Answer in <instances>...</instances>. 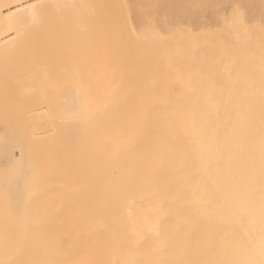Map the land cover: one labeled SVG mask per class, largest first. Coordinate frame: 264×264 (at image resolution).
Segmentation results:
<instances>
[{
    "label": "bare ground",
    "instance_id": "bare-ground-1",
    "mask_svg": "<svg viewBox=\"0 0 264 264\" xmlns=\"http://www.w3.org/2000/svg\"><path fill=\"white\" fill-rule=\"evenodd\" d=\"M4 1L0 60L39 54L49 63L58 52L74 53L63 63L78 66L72 74L80 81L74 88L63 83L56 107L67 128L75 126L72 142L77 150L84 146V163L73 171L71 164L66 183L52 170L49 179L42 170L32 174L35 181L23 168L31 180H23L25 190L33 189L24 200L16 197L23 205L10 208L9 225L0 228V264H264V50L252 45L248 52L239 6L233 0ZM31 56V64L38 61ZM55 58L61 64L52 59L50 66L62 65V56ZM46 101L35 103L42 114ZM48 133L43 125L38 138ZM7 141L0 135L1 167L17 160ZM18 151L29 160L30 152Z\"/></svg>",
    "mask_w": 264,
    "mask_h": 264
},
{
    "label": "rangeland",
    "instance_id": "rangeland-1",
    "mask_svg": "<svg viewBox=\"0 0 264 264\" xmlns=\"http://www.w3.org/2000/svg\"><path fill=\"white\" fill-rule=\"evenodd\" d=\"M4 0H0V7H1V5H2V2H3ZM6 1H8V0H6ZM258 1H260V0H258ZM257 0H233V2H232V6L233 7H235L236 6V4L239 6V8L241 9V12L244 14L243 15V18H245L246 19V21L248 22V29L249 30H247L248 32V35L249 36H247V39H248V46L247 47H249V49H248V52H251L255 47H260V49L262 50H264V0H261L260 2H258ZM263 1V2H262ZM5 2V1H4ZM241 6V7H240ZM62 8V7H61ZM61 10V9H60ZM58 12V14L57 15H60L61 13H59V12H62V10L61 11H57ZM246 13V14H245ZM57 15H56V17H57ZM246 15H247V17H246ZM256 30V31H255ZM255 32V33H254ZM250 33V34H249ZM255 36H254V35ZM254 37V39L255 40H253V37ZM252 37V38H251ZM250 39H252L251 41H250ZM251 42V43H250ZM254 42V43H253ZM253 43V44H252ZM246 44H247V42H246ZM252 45H254L255 47H253ZM250 46H252L253 47V49L250 47ZM47 52V54H48V56L50 55V53L52 52H49L48 53V51H46ZM39 53V52H38ZM55 53V52H54ZM59 54H57L56 53V56H54V55H51V56H53V57H51L50 56V58L49 59H51L50 61L51 62H49V63H53V60L52 59H54V61H55V59H56V61H57V59L58 58H55V57H57V55H58V57H61L62 56V60H64V61H62V65H64L65 66V68H64V66L62 67V65H54V66H56V67H52V66H50L51 64H49V63H47V58H46V55L45 56H41L40 57V55L38 54V56H39V58H42L41 59V61L43 60V58L45 57L46 58V61H45V59L43 60V62L44 63H42V62H39L40 61V59L38 58V56H36L37 54H30V55H28V58L29 59H27V54H26V58H24V55H15L14 54V56H16L17 57V59L19 58V62L22 60V58H24L20 63H22V64H20L18 61L17 62H13L12 61V64H11V61H8V63H7V61L5 60L4 62L2 61L3 59H1L0 60V72H2L1 73V75H0V135L1 136H3L4 137V139H6V141H7V139H10L9 137H11L12 139V141H11V144H9L10 142H8V144H9V146L10 145H12L13 146V148H14V154H15V156H16V158H17V160H15V162L13 163V161L12 162H10V163H6V166L5 167H1L0 166V214H2V216L0 215V228H5L7 225H9V217L11 218V215H9V214H12V213H10V208H12L13 209V211H16L17 209H20V207H21V204L23 205V201H21V200H24V198L22 197V194H23V196L25 195V193L28 195V190H32L33 189V186L31 185V187H32V189H29V187H27L28 188V190H27V192H26V190H25V188H26V186H27V184L26 183H28L29 181H31V180H29L28 179V182H26V180L24 179V178H26L27 177V175L24 177V174H23V176H22V173H23V170H25V169H23V168H30V170L32 171L33 170V172H31V171H29L28 170V168H27V170L30 172V174H31V179H33L32 178V176L34 175L35 176V174L36 173H38V171H40V170H42V171H44L45 172V174H46V172H47V174L45 175H43L44 177L43 178H46V177H48L47 175H49L50 173H52V174H54L55 176L56 175H61V176H63V174H64V176H66V175H68V173H69V171H70V169L72 168V170L71 171H73V168H74V170L75 169H78L79 168V166L77 167V165L78 164H82V163H84V154H82V152L84 151V146H81V148L79 149V150H77L76 149V147H75V143H76V141H73L72 142V140L73 139H75V138H73V137H75L74 136V134H75V126L73 125L72 127L74 128V129H72V127H70L69 129L67 128L68 126H69V124H70V122L69 123H67L66 122V124H68V126H66V124H65V122H63L62 121V118H60L61 117V113L60 112H62V107L61 106H59L58 105V107H56L57 106V101H58V104H60V105H62L60 102L62 101V92H63V88H62V86H63V83L64 82H66V83H64V87L66 86L65 84H69L68 86H71V87H69V88H74V87H72V84L74 85L75 83H76V80L79 82L80 80H78V79H80V78H78L77 77V74H76V77L77 78H75V73H76V71L78 72V70L76 69V67H78V66H76L75 67V65H74V67H71V66H73L72 65V63H69L68 64V62L70 61V57L68 56L70 53H73V52H71L70 51V53H64L63 54V52L62 53H60V52H58ZM40 54H41V52H40ZM42 54H46L45 52H42ZM51 54H53V52L51 53ZM74 54V53H73ZM73 54H71L72 55V58L73 57H75ZM81 54V53H80ZM85 54V53H84ZM84 54H83V56H84ZM12 55V54H11ZM32 55V56H31ZM60 55V56H59ZM0 56H3V55H0ZM5 56V55H4ZM7 56H9V57H13V55L12 56H10L9 54H7ZM29 56H31V57H35V60H38V61H34L33 62V64L36 62L37 63V65H39V63H40V65H41V67L39 66H36V63L34 64L35 65V67L36 68H34V65L33 64H31V62L32 61H30V57ZM65 56H68L69 58H66ZM79 56H81V55H79ZM16 57H15V60L14 61H16ZM64 57V58H63ZM82 57V56H81ZM80 57V58H81ZM85 57V56H84ZM14 58V57H13ZM37 58V59H36ZM65 58L66 59H69V61L68 60H66V63L64 64L63 62H65ZM78 58L79 57H77L76 58V60H78ZM83 58V57H82ZM29 60V62L27 61V60ZM32 59H34V58H31V60ZM59 59H61V58H59ZM58 59V60H59ZM74 59V58H73ZM85 59V58H84ZM72 60V59H71ZM49 61V60H48ZM55 61V62H56ZM74 61V60H73ZM73 61H71V62H73ZM2 62V63H1ZM39 62V63H38ZM59 62H61V60H59L58 61V63ZM80 61H78L77 63H79ZM81 62H83V61H81ZM32 66V68L30 67V65ZM46 63V65H44ZM57 63V62H56ZM76 63V62H75ZM84 63H85V61H84ZM6 66H5V65ZM24 64L26 65H28L26 68H24ZM43 64V65H42ZM47 64H48V68H47ZM55 64V63H54ZM59 64H61V63H59ZM66 64H68L69 65V67L68 68H66ZM81 64V63H80ZM18 65V66H17ZM79 65V64H78ZM82 65V64H81ZM80 65V66H81ZM10 66V67H9ZM50 67V68H49ZM43 68H44V70H43ZM63 68V69H62ZM7 69V70H6ZM23 69H28V70H23ZM34 70L33 72H32V70ZM41 69V70H40ZM52 69V70H51ZM58 69V70H57ZM60 69V70H59ZM61 69L62 70H64L66 73H68V71H66V70H69V73L71 74H68V75H65V73L63 72V71H61ZM71 69V70H70ZM73 69H74V71H73ZM3 70H4V72H3ZM50 70V71H49ZM12 71V72H11ZM16 71H18V72H16ZM36 71V72H35ZM40 71V72H39ZM9 72V75H4V73L5 74H7ZM11 72V73H10ZM25 72H27V74H25V75H23ZM37 72H39V73H37ZM45 72V73H44ZM54 72V73H53ZM62 72V73H61ZM72 72H75V73H73L72 74ZM16 73H18V74H16ZM29 73H32V74H30L29 75ZM49 73V74H48ZM52 73V74H51ZM59 73H61V76L60 75H58ZM64 73V74H63ZM3 74V75H2ZM45 74V75H44ZM55 74V75H54ZM27 75V76H26ZM37 75H39V77L37 76ZM43 75V76H42ZM47 75H48V77H47ZM52 75H54V76H51ZM58 75V76H57ZM63 75H64V77H70V80H68V81H66L65 79H63ZM8 76H9V78H8ZM15 76L17 77H20V78H16V80H14L15 79ZM22 76V77H21ZM23 76H25V77H23ZM45 76H46V79H45ZM74 76V77H73ZM7 77V78H6ZM28 77H30V78H28ZM59 77H62V78H60L59 79ZM6 78V79H5ZM22 78H24V80L22 79ZM25 78H27L26 80H25ZM33 78V79H32ZM42 78H43V80L44 81H42ZM75 78V82H74V79ZM19 79H21L24 83H22L21 82V80H19ZM51 79H52V81H51ZM53 79H55V80H53ZM57 79V80H56ZM66 79H69V78H66ZM13 80V82H11ZM29 80V81H28ZM31 80V81H30ZM73 80V82H70V81H72ZM81 80H83L82 78H81ZM14 81H15V83H16V81H17V83L16 84H18L19 83V85H20V83H22L20 86L21 87H19V85H17L16 86V84L14 83ZM27 83H26V82ZM40 81V82H39ZM49 81V82H48ZM57 81H59V83L57 82ZM10 82V83H9ZM29 82H31V83H29ZM51 82V83H50ZM61 82V83H60ZM28 84L30 87L31 86H33V87H31L30 89H29V86L27 85L26 86V84ZM54 83V84H53ZM72 83V84H71ZM11 84V85H10ZM13 84V85H12ZM25 84V85H24ZM35 84V85H34ZM45 85V86H43V85ZM51 84H52V86H51ZM71 84V85H70ZM47 85V86H46ZM40 86V87H39ZM43 86V87H42ZM57 86H59V87H57ZM75 86V85H74ZM9 87V88H8ZM26 87V88H25ZM34 87H36V88H34ZM57 87V88H56ZM32 88L34 89V90H32ZM37 88H38V91H40V89H41V91L40 92H38L37 91ZM49 88H51V89H49ZM56 88V89H55ZM11 89V90H10ZM20 89V90H19ZM23 91H22V90ZM26 89H29V90H27V91H25ZM36 89V90H35ZM46 89H48V91H46ZM10 90V91H9ZM21 91V92H19V91ZM51 90H53V92H54V95H52L53 93H52V91ZM55 90V91H54ZM19 93H18V92ZM25 91V92H24ZM30 91L31 92H35V94H34V92L31 94L30 93ZM45 91H46V93H45ZM50 91V93L51 94H47L48 92ZM24 92V93H23ZM8 93H9V95H8ZM11 93V94H10ZM23 93V94H22ZM16 94V95H15ZM22 94V95H21ZM41 94V95H40ZM29 95H35V97H34V99H33V96H30L31 98H29L28 96ZM39 95L41 96V97H39ZM49 95V96H48ZM50 95H51V97H52V99H51V97H50ZM60 95V96H59ZM10 96L12 97V98H10ZM17 96V97H16ZM26 96H27V98H26ZM38 96V97H37ZM43 96V97H42ZM22 97V98H21ZM57 97V98H56ZM35 98H38V99H35ZM13 99V100H12ZM22 99V100H21ZM27 99V102L25 101ZM28 99L30 100V101H28ZM54 99V100H53ZM21 100V101H20ZM31 100H34V101H31ZM38 100H42L43 102L44 101H46V103H47V105L45 106V111H46V114H42V112H40V108H37L38 106L37 105H39L40 104V101H38ZM52 100V101H51ZM57 100V101H56ZM15 101V102H14ZM18 101V102H17ZM55 101H56V103H55ZM10 103V105L11 106H9V104L8 103ZM25 103V105H24V103ZM32 102V103H31ZM31 103V104H30ZM37 105H36V104ZM56 104V105H53V104ZM14 104V105H13ZM16 104H17V106H16ZM7 105V106H6ZM20 105V106H19ZM36 105V106H35ZM19 106V107H18ZM32 106V107H31ZM36 107V109H35V107ZM49 106V107H48ZM6 107V108H5ZM29 107V108H28ZM31 107V108H30ZM54 107H56V109L54 108ZM59 107H60V109H61V111H59L60 109H59ZM12 108V109H11ZM23 108H25V109H23ZM58 108V109H57ZM8 109V110H7ZM30 111H29V110ZM18 110V111H17ZM20 110H21V112H26L25 113V115H23V113H20ZM25 110H27V111H25ZM37 110H39V111H37ZM51 110V111H50ZM19 112V115L17 114ZM34 113H37V114H34ZM40 113H41V115H40ZM31 114V115H30ZM32 114H34V115H32ZM43 115H45V116H43ZM63 115V114H62ZM9 116H10V118H9ZM20 117V118H17V117ZM21 116H22V118H21ZM26 116V117H25ZM60 116V117H59ZM16 117V118H15ZM12 118V119H11ZM29 118H30V120H29ZM5 119H6V121H5ZM12 121H11V120ZM27 119V120H26ZM8 120H9V124L8 123H6V122H8ZM56 121L58 122V123H61V121L63 122V125H61V128H59L58 126H57V128L58 129H56V131L57 132H62V133H59L58 134V136H57V138L55 139V137H54V139L51 137L52 136V134H53V132L55 131V129L54 128H56V127H54V125H55V123H56ZM71 121V120H70ZM11 123H13V124H11ZM26 123V124H25ZM28 123V124H27ZM57 123V124H58ZM71 123L72 124H74L72 121H71ZM14 124H16V125H14ZM20 125V126H18V125ZM12 125V126H11ZM43 125H45L46 126V130L49 132L48 134L50 135L49 136V138H47V139H40V138H38V135L40 134V132L42 131V128H43ZM71 125V124H70ZM9 126V127H8ZM15 126V127H14ZM23 126H25V127H23ZM7 127H8V129H7ZM12 127V128H11ZM16 127H18V129L16 128ZM19 127H21L20 129H19ZM17 129L16 131H15V129ZM24 128V129H23ZM11 129V130H10ZM13 129H14V131H13ZM64 129V131H62ZM8 130V131H7ZM61 130V131H60ZM21 131V132H20ZM7 132V133H6ZM22 132H23V135H22ZM46 132V131H45ZM65 132V133H64ZM3 133H4V135H3ZM12 133H13V135L14 136H12ZM19 133V134H18ZM9 136H8V135ZM10 134H11V136H10ZM64 134V136H63V138H62V135ZM8 137V138H6V136ZM21 135L23 136V138L21 137ZM24 135L25 136H27V137H24ZM29 135V136H28ZM72 135H73V137H72ZM18 137V138H15V137ZM33 136V137H32ZM59 136H61L60 137V139H59ZM22 139H21V138ZM72 138V139H71ZM15 139H17L16 141L17 142H15L14 140ZM20 139V140H19ZM24 140V141H23ZM29 141V142H28ZM23 142V143H22ZM31 142V143H30ZM57 142V143H56ZM59 142V143H58ZM63 142V143H62ZM65 142V143H64ZM69 142V143H68ZM16 143H18V144H16ZM27 143V144H26ZM30 145H29V144ZM66 143H68V144H66ZM71 143V144H70ZM21 146H20V145ZM32 144H34V145H32ZM60 144V145H59ZM16 145H17V147H18V150L20 149V147H23L24 149H26V153L27 152H30V154H28L27 156V158H29V162L27 161H25L24 160V158L25 157H23L21 154H19V153H21L20 151H18L17 149H15V147H16ZM19 145V146H18ZM32 145V146H31ZM40 147H43V148H45L44 149V151L42 150V148H40ZM74 146L73 148L74 149H72L70 146ZM31 146V147H30ZM34 146H36V147H34ZM39 148H38V147ZM33 147V148H32ZM38 148V149H37ZM59 148V149H58ZM35 149V150H34ZM39 149H41V151H43L42 153L39 151H37V150H39ZM61 149H62V151H61ZM72 149V150H71ZM37 152H38V154H37ZM49 152V153H48ZM77 152H79L78 154H77ZM31 153H32V155H31ZM40 153V154H39ZM47 153V154H46ZM82 155H81V154ZM37 154V156L39 157H37V156H35ZM41 154H43V156L41 155ZM20 155H21V158H23V160L26 162V165H25V163H24V161L22 162V161H19L20 160ZM64 155H66V156H64ZM70 155V156H69ZM77 155H81V161H80V156H78V157H76ZM35 156V157H34ZM51 156V157H50ZM53 156V157H52ZM74 158V160H73V158ZM33 157L35 158V159H33ZM37 157V158H36ZM42 157V158H41ZM43 157H44V159H43ZM48 157V158H47ZM54 157H56L55 159H54ZM59 157V158H58ZM66 157V158H65ZM70 157L72 158V160L74 161V163H72V161L69 163L70 165H68V160H66V159H68L69 158V160H70ZM16 158H14V159H16ZM41 158V159H40ZM50 158H51V160H50ZM77 160H76V159ZM19 159V160H18ZM33 159V160H32ZM38 159V160H37ZM40 159V160H39ZM59 160V161H56V160ZM66 160V162H65V160ZM44 160H45V165L44 166H42V164H43V162H44ZM46 160H48V161H46ZM55 162H54V161ZM64 160V161H63ZM76 160V161H75ZM78 160L80 161V163L78 162ZM17 161V162H16ZM34 161V162H33ZM40 161V162H39ZM53 161V162H52ZM62 163H61V162ZM20 162H22V163H24V164H22V163H20ZM31 162V163H30ZM42 162V163H41ZM57 162H60L61 164H57ZM39 163V165L38 166H36V165H34V164H38ZM53 163H55V165L53 164ZM77 163V164H76ZM19 164V165H18ZM21 164H22V166H21ZM57 164V165H56ZM71 164H72V167L69 169V167L71 166ZM73 164H75V165H73ZM8 165V166H7ZM14 165V166H13ZM51 165V166H50ZM54 165V166H53ZM60 165L62 166V168H60L59 169V167H60ZM18 166L20 167V168H18ZM26 166V167H25ZM32 166V167H31ZM36 166V167H35ZM52 166H53V168H52ZM56 166H58V167H56ZM22 167V168H21ZM41 167V168H40ZM45 167H46V170H44L45 169ZM54 168H55V170H54ZM56 168H58V170H59V172H60V174H59V172L58 171H56ZM21 170V171H20ZM27 170H25L26 172H27ZM51 170H52V172H51ZM71 171H70V173H71ZM18 172H20V173H18ZM26 172H24V173H26ZM35 173V174H34ZM73 173V172H72ZM18 174V175H17ZM19 174H21V175H19ZM33 174V175H32ZM37 176H38V174H36ZM51 175V174H50ZM53 175V176H54ZM70 175V174H69ZM22 176V177H21ZM30 176V175H29ZM28 176V177H29ZM36 176V177H37ZM54 176V177H55ZM52 177V176H51ZM51 177H48V179L49 178H51ZM60 176H58L57 177V180H61V177H60V179H58ZM66 178V179H65ZM54 179V178H53ZM64 179L65 180H67L68 179V176H66V177H63L62 178V180L61 181H64ZM16 180V181H15ZM23 180H25V182L26 183H24V181ZM34 180L35 181H37L35 178H34ZM34 180L32 181L33 183H34ZM56 180V179H55ZM57 180H56V183H57ZM19 181V182H18ZM22 182V185H21V182ZM61 181H59L58 183H60ZM65 182V181H64ZM64 182H61V183H64ZM66 182H68V181H66ZM65 182V183H66ZM19 183H20V185H19ZM31 183V182H30ZM32 183V184H33ZM26 184V185H25ZM35 184V183H34ZM21 186H23V188L21 187ZM61 186V185H60ZM66 186V184H64V187ZM16 187V190L15 189H13V188H15ZM21 189H20V188ZM59 187V186H58ZM15 190V191H14ZM21 190H22V193H21ZM19 191V192H18ZM24 191V192H23ZM32 192V191H31ZM30 192V193H31ZM14 195H16L15 197H14ZM17 195H21L20 197L19 196H17ZM7 196V197H6ZM26 196V195H25ZM12 197H13V199H12ZM16 197H17V199L18 198H20L21 199V197H22V199L20 200V202H19V200H17L16 199ZM14 198H15V201H14ZM14 201V202H13ZM17 201V202H16ZM8 202V203H7ZM22 202V203H21ZM8 204H10L11 206H9ZM16 204V205H15ZM17 205H19V206H17ZM19 207V208H17V207ZM11 209V210H12ZM15 209V210H14ZM1 211H2V213H1ZM4 211H6V212H4ZM4 212V213H3ZM8 216V217H7ZM5 221V222H4ZM7 222V223H6ZM4 223V224H3ZM3 224V225H2ZM7 224V225H6ZM6 225V226H5ZM8 227V226H7ZM6 227V228H7ZM262 245H264V239H263V241H262Z\"/></svg>",
    "mask_w": 264,
    "mask_h": 264
}]
</instances>
